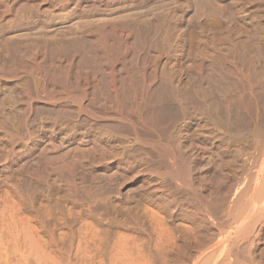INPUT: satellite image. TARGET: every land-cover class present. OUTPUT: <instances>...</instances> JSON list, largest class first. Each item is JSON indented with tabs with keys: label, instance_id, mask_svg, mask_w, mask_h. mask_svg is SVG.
<instances>
[{
	"label": "bare ground",
	"instance_id": "1",
	"mask_svg": "<svg viewBox=\"0 0 264 264\" xmlns=\"http://www.w3.org/2000/svg\"><path fill=\"white\" fill-rule=\"evenodd\" d=\"M0 263L264 264V0H0Z\"/></svg>",
	"mask_w": 264,
	"mask_h": 264
},
{
	"label": "rangeland",
	"instance_id": "2",
	"mask_svg": "<svg viewBox=\"0 0 264 264\" xmlns=\"http://www.w3.org/2000/svg\"><path fill=\"white\" fill-rule=\"evenodd\" d=\"M0 264H3V263H0ZM5 264V263H4Z\"/></svg>",
	"mask_w": 264,
	"mask_h": 264
}]
</instances>
